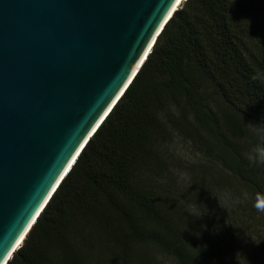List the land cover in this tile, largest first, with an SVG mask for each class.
Here are the masks:
<instances>
[{
  "label": "trees",
  "instance_id": "obj_1",
  "mask_svg": "<svg viewBox=\"0 0 264 264\" xmlns=\"http://www.w3.org/2000/svg\"><path fill=\"white\" fill-rule=\"evenodd\" d=\"M184 129L210 192L227 177L264 197V165L246 159L264 142V0L175 12L8 264H233L177 199L168 150Z\"/></svg>",
  "mask_w": 264,
  "mask_h": 264
},
{
  "label": "water",
  "instance_id": "obj_2",
  "mask_svg": "<svg viewBox=\"0 0 264 264\" xmlns=\"http://www.w3.org/2000/svg\"><path fill=\"white\" fill-rule=\"evenodd\" d=\"M177 1L0 0V264L121 100Z\"/></svg>",
  "mask_w": 264,
  "mask_h": 264
},
{
  "label": "rangeland",
  "instance_id": "obj_3",
  "mask_svg": "<svg viewBox=\"0 0 264 264\" xmlns=\"http://www.w3.org/2000/svg\"><path fill=\"white\" fill-rule=\"evenodd\" d=\"M237 124L244 130L243 133L255 132L249 121L241 119ZM181 133L183 134L178 133L179 136H173L174 139L168 150L169 155L167 154L171 161L170 176L181 194L177 193L180 205L184 206L192 223L202 226L204 234L211 237L222 250L225 249L226 255L233 264L237 262L238 264H264V213L256 210L255 201L249 192L232 182L230 178L226 177L223 185L217 188L214 186L210 192L207 189V183L211 173H206L204 168V165L210 164L200 153L199 148L186 136L189 132L184 129ZM182 172L189 174V181L179 180V174ZM193 179L196 181L195 186ZM189 183L190 187H188ZM203 204L209 209V214L202 218L189 214L195 211L193 205H198L199 210L203 212ZM233 218L239 225H235L236 229L233 228ZM223 222H227L228 228L226 225L223 226ZM225 229L230 231L225 233ZM254 241L260 242L256 244ZM158 264H172V262L164 259L158 260Z\"/></svg>",
  "mask_w": 264,
  "mask_h": 264
},
{
  "label": "clouds",
  "instance_id": "obj_4",
  "mask_svg": "<svg viewBox=\"0 0 264 264\" xmlns=\"http://www.w3.org/2000/svg\"><path fill=\"white\" fill-rule=\"evenodd\" d=\"M252 127L254 129L257 128V126H253V125H252ZM246 159L252 164L264 165V142H261V143L257 144L256 146H254L253 149L249 153L246 154ZM179 180L187 182L190 180V176L187 172H182L179 174ZM190 186H191V184L189 183L188 187H190ZM193 207L195 208V211L189 213L193 217L202 218L204 215L209 214V209L207 208L206 205H204V211L203 212H201L199 210L198 205H193ZM254 207L256 208V210L258 212L264 213V197L258 196L256 203L254 204ZM259 242L260 241H254V243H256V244H259Z\"/></svg>",
  "mask_w": 264,
  "mask_h": 264
},
{
  "label": "bare ground",
  "instance_id": "obj_5",
  "mask_svg": "<svg viewBox=\"0 0 264 264\" xmlns=\"http://www.w3.org/2000/svg\"><path fill=\"white\" fill-rule=\"evenodd\" d=\"M186 1H187V0H178V1H177V4L175 5V6H176L175 9H179V8L181 7V5H182L183 3H185ZM175 9H174V10H175ZM159 36H160V35H159ZM156 41H157V40H156ZM153 47H154V46H153ZM152 49H153V48H152ZM152 49H151V52H152ZM147 59H148V58H147ZM146 61H147V60H146ZM146 61H145V62H146ZM144 64H145V63H144ZM76 162H77V161H76ZM73 167H74V166H73ZM70 172H71V171H70ZM67 176H68V175H67ZM67 176H66V177H67ZM32 228H33V227H32ZM31 230H32V229H31ZM29 233H30V232H29ZM29 233H28V234H29ZM28 234L26 233V235H25L26 237L24 236L25 239L27 238ZM24 237L21 239V241H20V245H19V247L17 248V250H18L20 247H22V245L24 244V241H25ZM23 239H24V241L22 242ZM17 250H16V251H17ZM16 251H15V252H16ZM11 259H12V258H11ZM11 259H10V260H11Z\"/></svg>",
  "mask_w": 264,
  "mask_h": 264
}]
</instances>
